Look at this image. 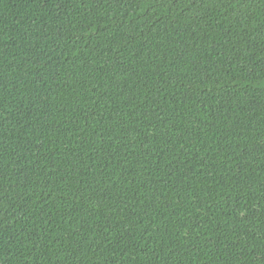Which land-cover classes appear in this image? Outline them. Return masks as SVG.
I'll list each match as a JSON object with an SVG mask.
<instances>
[{"label":"trees","instance_id":"16d2710c","mask_svg":"<svg viewBox=\"0 0 264 264\" xmlns=\"http://www.w3.org/2000/svg\"><path fill=\"white\" fill-rule=\"evenodd\" d=\"M261 28V0H0V264H257Z\"/></svg>","mask_w":264,"mask_h":264},{"label":"snow or ice","instance_id":"6c2138e0","mask_svg":"<svg viewBox=\"0 0 264 264\" xmlns=\"http://www.w3.org/2000/svg\"><path fill=\"white\" fill-rule=\"evenodd\" d=\"M238 2L241 5V8H244L247 4L251 3V0H238ZM261 2L264 3V0H261ZM260 42L261 44H264V28H261L260 31ZM257 264H264V252H262L258 257Z\"/></svg>","mask_w":264,"mask_h":264}]
</instances>
